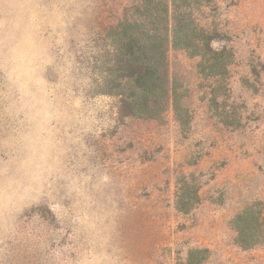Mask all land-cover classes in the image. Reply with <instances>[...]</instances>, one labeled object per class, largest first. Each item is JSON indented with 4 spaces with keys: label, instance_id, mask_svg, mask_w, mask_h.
<instances>
[{
    "label": "rangeland",
    "instance_id": "374dc122",
    "mask_svg": "<svg viewBox=\"0 0 264 264\" xmlns=\"http://www.w3.org/2000/svg\"><path fill=\"white\" fill-rule=\"evenodd\" d=\"M148 2L208 38L168 52L178 116L100 93L108 27L164 28ZM247 210L264 216V0H0V264H264L236 243Z\"/></svg>",
    "mask_w": 264,
    "mask_h": 264
},
{
    "label": "trees",
    "instance_id": "16d2710c",
    "mask_svg": "<svg viewBox=\"0 0 264 264\" xmlns=\"http://www.w3.org/2000/svg\"><path fill=\"white\" fill-rule=\"evenodd\" d=\"M148 7L149 21L159 19L164 22V28H146L145 17L142 20L123 19L109 26L111 32L102 36L110 48L104 56L108 65L105 80L109 86L100 93L118 97L121 111L130 117L157 118L168 106L178 116V95L170 88L168 52L173 49L202 55L201 48L207 46L208 38L203 33L201 36L195 33L197 28L192 20L187 23L174 15L169 17L165 5L161 13L152 2H148ZM177 210L185 213L178 203ZM234 223L238 229L236 243L241 249L264 244V216H254L247 210L237 216ZM207 255L204 249L190 250L184 264H207Z\"/></svg>",
    "mask_w": 264,
    "mask_h": 264
}]
</instances>
